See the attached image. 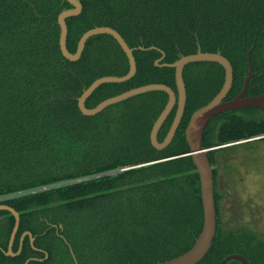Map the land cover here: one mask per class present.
I'll return each instance as SVG.
<instances>
[{
  "label": "trees",
  "instance_id": "trees-1",
  "mask_svg": "<svg viewBox=\"0 0 264 264\" xmlns=\"http://www.w3.org/2000/svg\"><path fill=\"white\" fill-rule=\"evenodd\" d=\"M80 2L82 13L66 21L68 50L76 52L86 31L111 27L134 49L137 64L128 82L100 86L86 101L88 108L147 84L176 90L175 69L156 61L164 54L159 64H172L198 49L221 53L230 61V97L243 88L251 50L256 76L248 95L264 93V0ZM69 8L66 0H0V195L76 181L1 203L21 217L13 252L19 250L21 235L30 231L39 235L34 247H43L49 258L29 264H76L70 248L77 264H156L176 258L194 246L203 226L196 167L191 156H178L189 152L185 129L191 115L221 89L224 71L209 62L185 68L186 112L171 144L158 151L150 133L167 103L164 92L145 93L96 116H82L78 98L84 90L104 76H125L129 61L109 35L90 38L79 61L65 59L58 16ZM151 47L155 49L147 50ZM192 67L203 71H193L186 81ZM232 113L210 122L204 148L264 136L263 111L249 108L248 121ZM174 115L162 126L159 141ZM216 212L212 247L198 264H220L231 254L263 264L261 248L254 254L248 249L256 237L248 241L245 234L224 235L217 202ZM14 225V216L0 211V264H25L40 256L28 238L20 255L2 252Z\"/></svg>",
  "mask_w": 264,
  "mask_h": 264
},
{
  "label": "water",
  "instance_id": "water-1",
  "mask_svg": "<svg viewBox=\"0 0 264 264\" xmlns=\"http://www.w3.org/2000/svg\"><path fill=\"white\" fill-rule=\"evenodd\" d=\"M71 8L63 10L58 16V25L60 26V39L59 46L63 57L71 62H77L81 59L87 41L98 35H109L113 37L118 45L121 47L123 52L129 61V71L125 76H104L94 81L87 89L84 90L83 94L78 98V108L82 116L92 117L96 116L106 108L122 103L133 97L150 93V92H164L167 94V103L155 121L151 133L150 141L151 145L158 151L166 149L174 139L177 130L179 129L187 101L186 84L184 80V69L186 66L199 63L209 62L219 64L224 72L225 78L224 83L218 94L206 105L197 109L189 120V123L185 129V138L189 146V152L178 157L191 156L194 166L196 167L199 180H200V192L201 201L203 207V226L202 230L195 241L194 246L183 253L182 255L156 264H198L210 251L213 240L217 231V213L215 204L214 194V177L210 161L207 156L208 149L203 147V136L205 129L207 128L210 121L217 115L227 113L230 111H236L241 109L256 108L264 112V93L256 96L246 97L250 82L256 75L253 73L251 50L248 53V66L249 72L244 81V86L241 92L233 99L224 101L229 94L233 84V67L230 61L224 57L221 53H208L202 52L198 49L197 53L182 56L179 60L172 64H159L164 59L162 58L156 61V65L160 67H170L175 69V86L176 90L164 84H147L137 88H133L127 92L119 94L117 96L108 98L102 101L94 108L86 107V101L88 98L102 85L105 84H122L131 80L137 73V64L134 57V49L130 48L125 42L123 37L111 27H95L86 31L80 38L75 53H71L67 48V36L68 26L67 19L71 17H77L82 13L83 6L80 0H66ZM145 50L144 48H140ZM154 47L148 48L147 50H153ZM176 107V113L173 122L167 132L163 141H159V132L169 117L173 109ZM159 162V161H157ZM152 162V163H157ZM149 163V164H152ZM148 165V164H145ZM0 211H7L11 213L15 218V225L12 230L9 246L5 255L8 257H16L20 255L22 250V244L25 236H29L31 243L34 242V238L30 232H26L21 237V244L18 252H13V244L17 233L20 228L21 217L20 214L12 207L4 204H0ZM32 260H27L25 264H29ZM231 262H238L240 264H252L247 258L240 254H231L226 256L220 264H230Z\"/></svg>",
  "mask_w": 264,
  "mask_h": 264
},
{
  "label": "rangeland",
  "instance_id": "rangeland-1",
  "mask_svg": "<svg viewBox=\"0 0 264 264\" xmlns=\"http://www.w3.org/2000/svg\"><path fill=\"white\" fill-rule=\"evenodd\" d=\"M193 71L202 72L203 67L188 68L186 81L190 80V73H194ZM251 116L252 114H248V117ZM210 153L214 154L217 172L218 217L222 232L224 235L232 233L248 235V241L253 236L256 237L257 241L255 240L253 246L248 249L254 254L257 248H261L260 252L264 254V141H247ZM67 183L69 182L0 195V204L12 198L49 190ZM259 241L260 244H255ZM262 261L264 264V256Z\"/></svg>",
  "mask_w": 264,
  "mask_h": 264
},
{
  "label": "flooded vegetation",
  "instance_id": "flooded-vegetation-1",
  "mask_svg": "<svg viewBox=\"0 0 264 264\" xmlns=\"http://www.w3.org/2000/svg\"><path fill=\"white\" fill-rule=\"evenodd\" d=\"M162 58V57H161ZM163 61V60H162ZM162 61H160V62H162ZM187 67V66H186ZM185 67V68H186ZM223 69V68H222ZM185 70V69H184ZM224 71V70H223ZM184 74V73H183ZM233 74H234V70H233ZM256 75V74H255ZM224 78H225V72H224ZM185 80V79H184ZM245 81V80H244ZM224 83V82H223ZM233 85V84H232ZM223 86V85H222ZM244 86V85H243ZM222 88V87H221ZM243 89V88H242ZM186 91H187V89H186ZM220 91V90H219ZM218 91V92H219ZM231 91V90H230ZM218 92L216 93V95L218 94ZM241 92V91H240ZM240 92H238L234 97H230V92H229V94L227 95V97L224 99V101H228V100H231V99H233V98H235ZM215 95V96H216ZM214 96V97H215ZM248 96H250V95H248V93H247V95H246V97H248ZM213 97V98H214ZM212 98V99H213ZM188 99V98H187ZM212 99H210L206 104H208ZM206 104H204V105H206ZM203 105V106H204ZM186 106H187V101H186ZM202 106V107H203ZM201 108V107H200ZM199 109V108H198ZM173 111H174V113H176V107L173 109ZM172 111V112H173ZM172 112H171V114H172ZM185 112H186V107H185ZM185 112H184V115H185ZM233 112V113H232ZM227 113H232L233 114V117L234 118H239V119H243V120H246V121H248V108L247 109H241V110H236V111H230V112H227ZM227 113H223V114H227ZM170 114V115H171ZM223 114H220V115H217L216 117H219V116H221V115H223ZM169 115V116H170ZM175 116V115H174ZM216 117H214V118H216ZM183 118H184V116H183ZM213 118V119H214ZM168 119V118H167ZM166 119V120H167ZM173 119H174V117H173ZM212 119V120H213ZM183 120V119H182ZM211 120V121H212ZM210 121V122H211ZM166 122V121H165ZM182 123V122H181ZM189 123V122H188ZM210 124V123H209ZM209 124H208V126H209ZM164 125V124H163ZM188 125V124H187ZM208 126H207V128H208ZM187 127V126H186ZM207 128L205 129V131L207 130ZM204 137H205V132H204V136H203V140H204ZM209 137V136H208ZM211 137H212V139H214L213 138V136L211 135ZM247 141H253L252 139L251 140H241V141H237V142H230V143H226V144H220V145H215V146H212V147H209V148H206V149H208V151H207V156H208V154L211 152V151H217V150H220V149H223V148H226V147H229V146H235V145H239V144H241V143H243V142H247ZM256 141V140H255ZM209 156L211 157V158H213L214 157V154H209ZM208 159H209V157H208ZM210 164H211V167H212V171H213V177H214V194H216L217 195V184H218V181H217V172H216V168H215V159L213 158V163L212 162H210ZM216 202L217 201H215V204H216ZM218 205V204H217ZM217 213V212H216ZM52 228H54L55 230H56V234L60 237L61 235H59V233H58V227L56 226V225H52L51 226ZM50 227V228H51ZM61 227H59V229H60ZM26 232H30V231H25L24 233H26ZM23 233V234H24ZM31 234H32V237L34 238V242L33 243H31V240H30V237L27 235V236H25V238H24V240H23V244H22V250H23V245H24V241H25V239L26 238H28L29 239V241H30V243H31V245H32V247L36 250V251H38V253L40 254V256L39 257H31L29 260H32V261H40V262H43V261H45V260H47L48 258H49V254H48V252H46V250L42 247H38V248H36V247H34V244H35V241L39 238V235H35V236H33V233L32 232H30ZM18 234V233H17ZM22 234V235H23ZM22 235H21V237H22ZM17 237V236H16ZM62 237V236H61ZM15 240H16V238H15ZM14 243H15V241H14ZM20 244H21V238H20ZM9 246V245H8ZM13 246H14V244H13ZM1 248V247H0ZM19 248H20V246H19ZM8 250V249H7ZM22 250H21V252H22ZM2 252H4V254H5V252H7V251H5V250H3L2 249ZM70 252H71V254H72V256H73V259H74V261H75V263L77 264V261H76V259H75V256L73 255V252H72V249L70 248ZM42 255V256H41Z\"/></svg>",
  "mask_w": 264,
  "mask_h": 264
},
{
  "label": "built area",
  "instance_id": "built-area-1",
  "mask_svg": "<svg viewBox=\"0 0 264 264\" xmlns=\"http://www.w3.org/2000/svg\"><path fill=\"white\" fill-rule=\"evenodd\" d=\"M264 138V136H262V137H258V138H255V139H253V140H257V139H263ZM80 181H82V180H77V182H80ZM69 183H73V182H69ZM44 187H47V186H44ZM42 192V191H41ZM33 193H35V192H33ZM3 202H5V201H3Z\"/></svg>",
  "mask_w": 264,
  "mask_h": 264
}]
</instances>
